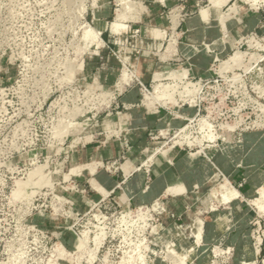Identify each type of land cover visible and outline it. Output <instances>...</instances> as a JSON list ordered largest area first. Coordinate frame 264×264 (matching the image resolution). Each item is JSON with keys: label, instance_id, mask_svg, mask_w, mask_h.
<instances>
[{"label": "rangeland", "instance_id": "1", "mask_svg": "<svg viewBox=\"0 0 264 264\" xmlns=\"http://www.w3.org/2000/svg\"><path fill=\"white\" fill-rule=\"evenodd\" d=\"M208 1L0 0V264H264V0L224 2L217 16L237 31L197 44L187 19ZM191 51L209 63L202 79L137 69L184 68ZM143 104L175 115L151 139L201 156L186 205L98 194L71 166ZM216 148L225 177L196 174Z\"/></svg>", "mask_w": 264, "mask_h": 264}, {"label": "crops", "instance_id": "2", "mask_svg": "<svg viewBox=\"0 0 264 264\" xmlns=\"http://www.w3.org/2000/svg\"><path fill=\"white\" fill-rule=\"evenodd\" d=\"M207 9L206 20L199 16V11L187 19V29L195 32L197 44L202 39L211 42L237 31L234 28L224 31L217 16L219 6L211 7L209 2ZM214 20H217V23H212ZM159 22L163 24L164 20L160 19ZM157 31L158 33L151 32L153 40H157V36L163 34V30ZM224 46L219 44L220 48ZM176 52L178 55L182 54L180 45ZM183 58H188L191 63L180 69H171L170 66L158 61L154 63L147 61L140 64V70L138 67L137 69L143 77L146 76L143 81H148L149 76L153 78L155 70H162L159 74L169 76L178 75L184 70L186 79L196 77L202 79L210 69L209 63L195 61L198 54H194L193 51ZM133 92L134 89L124 95L123 100L127 103L137 101V95ZM174 117L175 115L167 112L162 106L158 108L144 104L140 107L133 106L122 114L120 121L116 119V128L112 130L114 133H99L96 139L88 140L73 150L69 156L71 166L82 171L81 179L91 190H95L92 188L93 184L97 185L98 194L104 192L120 198L122 202L136 203H147L151 199L168 197L173 202H183L182 204L186 205L187 200L195 193L191 192V187L199 181V178L192 177V167L195 160L201 156L193 160L187 145H184L185 147L174 143L165 145L164 141L151 139L155 133L162 138L167 129L176 127ZM104 165H109V168H103ZM76 176L79 177V174ZM168 177H172L174 183L184 186V191L166 193Z\"/></svg>", "mask_w": 264, "mask_h": 264}, {"label": "bare ground", "instance_id": "3", "mask_svg": "<svg viewBox=\"0 0 264 264\" xmlns=\"http://www.w3.org/2000/svg\"><path fill=\"white\" fill-rule=\"evenodd\" d=\"M227 0H209V2H210V6L211 7H217V6H220L221 4H224V2H226ZM126 5H127V3H126ZM120 9V8H119ZM121 11V10H120ZM116 13V12H115ZM118 13V12H117ZM121 14V13H120ZM199 16L203 19V20H206L207 19V16H208V9L207 8H204V7H202V8H200V10H199ZM122 17V16H121ZM118 18V17H117ZM116 18V19H117ZM117 20H120L119 18L117 19ZM121 20H122V18H121ZM203 20H202V22H203ZM117 22V21H116ZM87 39L88 40H93L94 39V36H93V34H90V33H88V35H87ZM237 52V51H236ZM237 56H239V54L237 55V53H234L229 59H231V62H233V59H236V61L237 60H239V59H237L236 57ZM242 59V58H241ZM226 62V61H225ZM225 64V63H224ZM170 85V84H169ZM256 86V85H255ZM165 87V86H164ZM254 87V86H253ZM163 87H159L158 85H156L155 87H154V91L155 92H159V91H163L164 92V88L162 89ZM257 89V88H256ZM259 90H261V89H259ZM258 90V91H259ZM260 92V91H259ZM259 94V93H258ZM264 94V93H263ZM210 162L208 163V164H205L204 166H203V168L200 170H196V174H201L202 173V171H205V170H207V169H210L212 166H214V168L220 173V175H221V177H225L224 176V171L229 167V161H227V159H226V157H225V155L220 151V149H215L214 151H213V153L211 154V156H210ZM161 174V173H160ZM155 182H157V181H155ZM164 184V183H163ZM180 183L179 184H177V183H174V180H173V178L172 177H168V185L166 186V189H170V190H172V191H178V190H180V189H185V187L184 186H182V185H180ZM155 188H156V186H154ZM261 191H264V185L261 187ZM18 193L19 192H12V196L13 197H15V196H17L18 195ZM179 257H180V262L178 263V264H184V262H185V258H184V256L183 255H179Z\"/></svg>", "mask_w": 264, "mask_h": 264}]
</instances>
